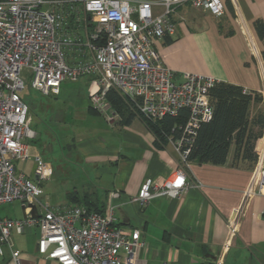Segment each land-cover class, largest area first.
I'll return each mask as SVG.
<instances>
[{
    "label": "built area",
    "instance_id": "obj_1",
    "mask_svg": "<svg viewBox=\"0 0 264 264\" xmlns=\"http://www.w3.org/2000/svg\"><path fill=\"white\" fill-rule=\"evenodd\" d=\"M185 3L217 17L225 10L223 0H0V205L20 200L26 212L20 219L0 217L1 255L8 245L12 259L20 264L12 232L23 233L38 226V252L61 264L136 263L138 250L147 242L140 229L118 225L113 200L120 196L119 191L109 193L102 212L80 202L43 203L39 198L43 188L17 172L15 161L31 156L40 179L49 169L26 142L34 139L36 132L30 126L29 105L22 91L28 79L33 88L51 95L60 92L64 81L97 75L88 102L109 121L119 116L108 101L110 90L120 93L152 121L178 116L187 109L189 116L180 136H169L187 166L198 129L213 116L209 96L220 80L175 72L163 62L155 46L158 40L175 35L173 15ZM155 5L162 10L156 12ZM255 174L257 180L231 217L226 246L237 232L244 205L252 195H264V169ZM187 183L185 168L163 181L147 178L133 201L144 206L157 196L180 198Z\"/></svg>",
    "mask_w": 264,
    "mask_h": 264
},
{
    "label": "crops",
    "instance_id": "obj_2",
    "mask_svg": "<svg viewBox=\"0 0 264 264\" xmlns=\"http://www.w3.org/2000/svg\"><path fill=\"white\" fill-rule=\"evenodd\" d=\"M223 1L220 17L190 3L181 5L173 15L175 35L158 40L155 46L163 62L177 73L210 75L264 94V40L256 28L258 22L264 23V0ZM154 8L162 10L160 5ZM96 76L81 77L82 90L77 84L73 89L70 81L62 83L53 96L80 97L77 102L86 110L75 114L79 125L61 116L51 118L50 127L61 126L74 143L67 152L78 155L81 186L72 191H77L82 204L105 209L109 193L120 192L113 200L118 225L140 229L147 242L138 250L135 264H264V195L260 193L244 205L237 232L226 246L231 217L257 180L256 170L264 169V134L255 143L259 157L254 164L235 163L233 145L223 164L190 161L185 166L175 143L169 137L158 141L135 109L118 110L119 116L109 121L91 108L88 98L96 87ZM48 163V171H53ZM179 168H185L189 176L182 197L157 196L144 206L133 201L147 178L163 181ZM34 181L42 187V179ZM67 194L66 202L54 204L77 203ZM0 217L20 219L24 213ZM12 238L20 264H61L38 252V226L23 233L14 230ZM0 264H16L8 245L0 254Z\"/></svg>",
    "mask_w": 264,
    "mask_h": 264
},
{
    "label": "trees",
    "instance_id": "obj_3",
    "mask_svg": "<svg viewBox=\"0 0 264 264\" xmlns=\"http://www.w3.org/2000/svg\"><path fill=\"white\" fill-rule=\"evenodd\" d=\"M256 28L257 33L264 40V23L258 22ZM209 97L213 105V116L211 120L203 122L198 129L194 146L188 157L189 162L223 164L227 161L226 157L234 145L235 163L244 160L254 164L259 157L255 143L264 134V114L262 109H258L262 100L261 95L257 92L245 91L239 85L220 81L211 89ZM107 98L116 111L125 108L135 109L131 102L115 90H110ZM24 99L27 102L25 97ZM140 115L157 140L166 142L171 134L174 138L180 136L181 127L185 125L189 111L182 109L178 116H166L156 121ZM77 195V191L69 192L70 199L79 203ZM94 210L104 211L103 208Z\"/></svg>",
    "mask_w": 264,
    "mask_h": 264
},
{
    "label": "rangeland",
    "instance_id": "obj_4",
    "mask_svg": "<svg viewBox=\"0 0 264 264\" xmlns=\"http://www.w3.org/2000/svg\"><path fill=\"white\" fill-rule=\"evenodd\" d=\"M68 81V80H67ZM70 86L73 89L78 85L80 90L81 81H70ZM23 96L27 99L30 111V126L35 130L36 136L32 140H27L31 151L39 154L48 164L51 162L53 171H45V177L42 178L43 193L39 198L43 203H62L68 200L67 193L74 190V187L79 188L81 183L78 181L79 174L78 155L77 153L70 154L68 148L74 149V143L69 139L65 129L57 125L52 128L50 121L58 120L61 116L68 118L69 122L75 125L81 123L80 117L75 115L82 110L77 102L79 98L71 99L60 95L54 97L53 94L45 95L32 87L30 79L26 81V86L22 91ZM258 105V109H262ZM93 108V107H91ZM94 109V108H93ZM53 118V119H51ZM50 125L52 127H50ZM73 126L72 129L74 128ZM70 127V126H69ZM72 143V144H71ZM77 160V161H76ZM18 173H24L27 177L34 180L40 179L35 173V158L34 156L28 159H20L15 161ZM46 178V179H45ZM22 215V202L20 200L11 203L0 205V216L7 215Z\"/></svg>",
    "mask_w": 264,
    "mask_h": 264
},
{
    "label": "water",
    "instance_id": "obj_5",
    "mask_svg": "<svg viewBox=\"0 0 264 264\" xmlns=\"http://www.w3.org/2000/svg\"><path fill=\"white\" fill-rule=\"evenodd\" d=\"M22 209H23L24 217H26L25 207L23 205H22ZM32 214L35 216L37 215V207L35 205H33Z\"/></svg>",
    "mask_w": 264,
    "mask_h": 264
}]
</instances>
